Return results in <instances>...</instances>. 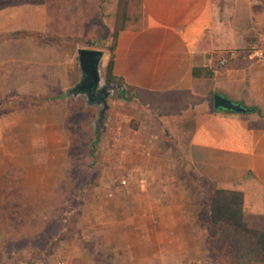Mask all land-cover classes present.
Here are the masks:
<instances>
[{"label":"rangeland","instance_id":"rangeland-1","mask_svg":"<svg viewBox=\"0 0 264 264\" xmlns=\"http://www.w3.org/2000/svg\"><path fill=\"white\" fill-rule=\"evenodd\" d=\"M39 1L47 10L42 30L0 33V264H159L147 261L157 221L188 227L179 232L181 248L169 249L173 264H221L233 230L213 221L219 194L183 150L168 151L167 164L155 166L147 129L157 109L114 92L102 118L100 104L71 92L81 75L78 49L107 50L139 0ZM152 99L158 106L184 96ZM52 118L59 121L58 150L42 128ZM23 154L29 164L46 161L49 172L52 160L62 161L50 198L30 197L29 181L39 174L24 166ZM245 220L232 234L231 254L238 264H264V218Z\"/></svg>","mask_w":264,"mask_h":264},{"label":"crops","instance_id":"crops-1","mask_svg":"<svg viewBox=\"0 0 264 264\" xmlns=\"http://www.w3.org/2000/svg\"><path fill=\"white\" fill-rule=\"evenodd\" d=\"M5 1L0 4V33L44 28L47 10L42 1ZM140 12V19L117 31L113 48L103 50V82L114 85L115 93L157 109L153 126L147 129L156 167L167 164L168 151L183 150L198 178L210 182L214 190L240 193L244 210L247 206L251 213L264 216V61L253 60L246 51L264 33V0H140ZM174 93H181L183 102L152 103L153 97ZM215 94L255 109L215 108ZM44 123L42 128L51 130L49 140L58 150L59 121ZM188 125L189 136L182 129ZM24 126L27 123L21 130ZM23 155L26 168H38L37 179L26 182L30 197L50 198L62 161L52 160L49 172L46 161L29 164ZM157 196L162 198L163 193L158 191ZM156 208L167 211L171 206ZM172 223H151L157 238L148 237V262L173 264L169 249L181 248L179 232L188 227Z\"/></svg>","mask_w":264,"mask_h":264},{"label":"trees","instance_id":"trees-1","mask_svg":"<svg viewBox=\"0 0 264 264\" xmlns=\"http://www.w3.org/2000/svg\"><path fill=\"white\" fill-rule=\"evenodd\" d=\"M31 2L34 3L36 1L35 0H8L7 3L8 4H20V3H31ZM138 6H139L138 11L135 12L134 15L124 16L123 24L115 30V32L113 34V38L119 29H122L124 27H128L132 23H134V21H137L138 19H140V16H141L140 0H139ZM112 41H113V39H112ZM112 41L108 44L107 49L113 48V44H112L113 42ZM109 66L110 65H108L107 70H106V78L107 79H110V76H109L110 67ZM128 98H130V97H128ZM243 108H244L243 112H250V111H253L255 109V108L246 107V106H243ZM182 129H183V131L187 132V134H188L187 136H189L190 131L192 130V126H190V125L184 126ZM167 130H169V129H167ZM176 139L179 141L178 138H176ZM244 178H246V177H243V179ZM215 191L219 195L216 197V200H214L213 206L211 209L213 221L217 224H220V223L224 224L227 228L233 230L230 238H228V240H226L227 244H223V246H222V249L226 246L227 248H229V251H228V254L222 256L223 260L221 261V264H238L237 257H234L231 254L233 251H234V253H236L235 252L236 251L235 250L236 245L232 240V234L234 233L233 236H235V234H237V232L241 233V231H242L241 226L246 225L245 216H247V215L263 216V215L251 213L249 211L250 209L247 206L245 207V210H244L243 206H242L243 199H242L240 193H238L236 191H228V190L223 189V188H217ZM224 194L228 198L226 199V202L224 203L225 205L223 206ZM229 198H231L232 201H229L228 200ZM263 218H264V216H263ZM263 231H264V225H263Z\"/></svg>","mask_w":264,"mask_h":264},{"label":"water","instance_id":"water-1","mask_svg":"<svg viewBox=\"0 0 264 264\" xmlns=\"http://www.w3.org/2000/svg\"><path fill=\"white\" fill-rule=\"evenodd\" d=\"M78 64L80 69V79L71 90L74 95L86 94L89 103L101 105L100 116L104 117V112L108 108L107 98L114 93L116 87L110 83L103 82L100 66L105 52L101 49L80 48L77 51ZM215 108L243 112L244 108L240 103L215 94L213 96Z\"/></svg>","mask_w":264,"mask_h":264},{"label":"built area","instance_id":"built-area-1","mask_svg":"<svg viewBox=\"0 0 264 264\" xmlns=\"http://www.w3.org/2000/svg\"><path fill=\"white\" fill-rule=\"evenodd\" d=\"M247 53L253 60L258 62L264 61V33L259 39L254 40V43L248 48Z\"/></svg>","mask_w":264,"mask_h":264}]
</instances>
